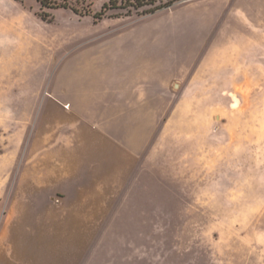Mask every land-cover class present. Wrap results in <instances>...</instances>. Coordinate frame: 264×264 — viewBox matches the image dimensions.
Here are the masks:
<instances>
[{"label":"rangeland","instance_id":"rangeland-1","mask_svg":"<svg viewBox=\"0 0 264 264\" xmlns=\"http://www.w3.org/2000/svg\"><path fill=\"white\" fill-rule=\"evenodd\" d=\"M106 2L0 0V264H264V0Z\"/></svg>","mask_w":264,"mask_h":264},{"label":"crops","instance_id":"crops-1","mask_svg":"<svg viewBox=\"0 0 264 264\" xmlns=\"http://www.w3.org/2000/svg\"><path fill=\"white\" fill-rule=\"evenodd\" d=\"M209 0H204V2H208ZM127 96L124 95V97L120 98V102L121 101H125L127 100ZM111 109L108 107L106 108V105H103V107H100V109H97V111H110ZM121 111H128L127 108H123V110ZM64 112L65 114H70V115H74L72 111H62ZM77 117L80 118V120L83 122V126H82V129L81 131H79V134L81 132V134H83L82 136H80V139L81 142H82V147H84L88 152L86 153L85 156H83L84 158V162H87L89 164L92 163V149L94 147H99L101 145L103 146H107L109 144V141L110 139L105 136V137H102L101 133H100V130H95L90 124L87 123L88 121V118H87V113H81L79 116L77 114ZM90 121V120H89ZM78 135V133H77ZM63 144V143H62ZM63 148H67L66 149V153L68 156H67V160H66V163H70V164H73L76 165V161H78V159H76V154H77V147H80V144L79 143H76L73 145H69L67 143V145H63L62 146Z\"/></svg>","mask_w":264,"mask_h":264},{"label":"trees","instance_id":"trees-1","mask_svg":"<svg viewBox=\"0 0 264 264\" xmlns=\"http://www.w3.org/2000/svg\"><path fill=\"white\" fill-rule=\"evenodd\" d=\"M181 1L183 0H109L103 5L100 14L105 15L109 10L118 11L114 16L130 15L133 12L141 15L152 14L158 10L172 7ZM56 6L66 7L65 4Z\"/></svg>","mask_w":264,"mask_h":264}]
</instances>
